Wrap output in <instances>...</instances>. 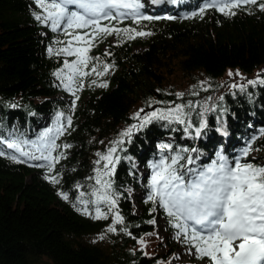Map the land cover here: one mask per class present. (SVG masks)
Wrapping results in <instances>:
<instances>
[{"label": "trees", "instance_id": "1", "mask_svg": "<svg viewBox=\"0 0 264 264\" xmlns=\"http://www.w3.org/2000/svg\"><path fill=\"white\" fill-rule=\"evenodd\" d=\"M162 1L160 13H196L114 20L118 30L88 42L91 29L44 23L52 2L0 0V264H167L178 243L203 260L155 179L192 189L221 160L264 192V0ZM75 41L89 45L84 64L69 51ZM71 62L85 76L67 103L58 94ZM173 69L189 81L180 94ZM228 72L240 77L220 83ZM137 107L180 115L142 120ZM59 125L51 168L8 157Z\"/></svg>", "mask_w": 264, "mask_h": 264}, {"label": "rangeland", "instance_id": "2", "mask_svg": "<svg viewBox=\"0 0 264 264\" xmlns=\"http://www.w3.org/2000/svg\"><path fill=\"white\" fill-rule=\"evenodd\" d=\"M64 4L72 10L69 13L67 8L60 10L55 14L54 17L59 21L58 28H54V31H58L62 27L75 25L76 20L79 17V14L87 13L91 16L92 20L98 19L100 17V10H103L105 7L114 0H62ZM113 8V7H111ZM171 19V18H170ZM136 49H141L140 46ZM82 58V53L76 54V61H79ZM173 75L169 77L168 82L170 85L174 86L173 90H177L178 93H182V90L187 88L188 82L185 78L182 77L180 71L173 69ZM67 94H58V96L63 99L64 102H71L73 97H77L81 94V80L80 72L75 64V62H71L67 66ZM83 76V75H82ZM240 77V74L236 72H228L223 78L219 80L220 83H224L225 81L232 82ZM203 80L200 79L201 83ZM206 82V81H205ZM204 82V83H205ZM180 115L179 107H168L166 109L156 110L155 107H149L147 109L142 110L140 107L136 108L135 116L141 118L142 120H148L155 116H161L164 118H173L177 119ZM112 151H108V155ZM110 161L109 156L105 157V162L103 165L105 166ZM142 171V170H141ZM234 172H231L230 175L226 174L224 171H221L218 175H215L212 180L209 181L207 186L201 190V192L197 195L199 199L197 200V208L199 212L193 210L190 206L191 195L181 191L179 189H165L162 190V193L165 197V201L169 205V207L174 212L179 213H187V216H211L216 214V218L220 216H224L223 221L221 223V228L224 232L228 226L231 228H236L237 224H242V227L238 230L239 235H243L244 228L248 225H254L260 230H264V203L260 200H255L251 204L247 205L242 201H238L235 203V206L231 209L228 206H224V203L227 201V195L232 188V184L234 182ZM80 204L85 205L86 203L83 200L79 201ZM81 206V205H80ZM82 207V206H81ZM194 207V208H196ZM83 211V210H82ZM104 214V213H103ZM101 215V214H100ZM102 216V215H101ZM188 224V223H187ZM158 225L161 230L164 227V220L159 219ZM190 225V224H189ZM189 227L196 228L194 225H190ZM198 230V229H197ZM159 235H163L161 231ZM107 237L106 233L98 234V236L91 239L92 241L99 242L104 241ZM237 239V238H236ZM235 238L231 237L229 241L222 245L220 248V258L224 256L226 251H228L235 243ZM194 251L184 243H178L175 248L173 256L168 260L167 264H188L192 260V264H207L206 262L196 263L194 261ZM221 261V260H220ZM221 263V262H220ZM41 264H50L47 261L42 262Z\"/></svg>", "mask_w": 264, "mask_h": 264}, {"label": "bare ground", "instance_id": "3", "mask_svg": "<svg viewBox=\"0 0 264 264\" xmlns=\"http://www.w3.org/2000/svg\"><path fill=\"white\" fill-rule=\"evenodd\" d=\"M180 8L179 7H177V9L176 10H179ZM264 232V231H263Z\"/></svg>", "mask_w": 264, "mask_h": 264}]
</instances>
